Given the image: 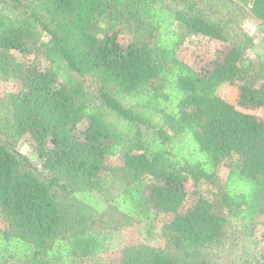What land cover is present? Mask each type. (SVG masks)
Here are the masks:
<instances>
[{
    "label": "trees",
    "instance_id": "16d2710c",
    "mask_svg": "<svg viewBox=\"0 0 264 264\" xmlns=\"http://www.w3.org/2000/svg\"><path fill=\"white\" fill-rule=\"evenodd\" d=\"M239 5L258 43L223 15ZM202 37L225 47L196 70L178 49ZM0 79L20 86L0 136V264H83L102 211L148 234L171 216L170 251L136 246L119 264H205L230 219L252 235L264 217V118L217 94L240 82L238 105L264 106V0H0ZM25 136L39 168L15 145ZM200 183L219 198L195 193L181 212Z\"/></svg>",
    "mask_w": 264,
    "mask_h": 264
},
{
    "label": "rangeland",
    "instance_id": "374dc122",
    "mask_svg": "<svg viewBox=\"0 0 264 264\" xmlns=\"http://www.w3.org/2000/svg\"><path fill=\"white\" fill-rule=\"evenodd\" d=\"M167 3L172 9L177 8V5L174 3ZM223 15L226 16V18L232 19L231 28L241 30L252 37L255 43L259 42L261 39L259 21L255 20L250 15L246 5H239L235 9L231 7L224 11ZM223 47H225V45L220 41L209 40L202 37L199 41L193 40V43L190 42L189 45L180 47L178 49V56L183 62L196 70H203L207 63H209ZM248 54L249 57H253L251 51H248ZM34 56L35 55H32L31 58ZM40 66L44 69L49 66V63L43 59L40 62ZM239 84L240 82L222 84L218 88L217 94L224 100L233 104L238 110L264 118V106L246 109L238 105ZM19 89L20 86L16 81L0 79V136L2 138L9 133L8 126H6V119L8 118L7 96L17 93ZM15 145L29 158L32 165L38 168L40 167V164H38L35 159L32 141L29 137L25 136L21 138L19 141L15 142ZM106 166L117 172L121 167V160L118 156H110L107 159ZM227 173V166H220L217 172L218 179L224 181ZM188 193V199L185 205L181 207V212H184L195 201V193L201 194L205 198L212 200L213 198L218 199L220 192L218 188L213 185L208 186L207 184L200 183L196 188L189 185ZM64 201L70 202L68 199H64ZM170 217L171 216L168 214H160L155 222V230L151 234H148L139 222L124 218L121 214L117 213V211H108L107 213L102 211L96 215L95 222L91 223L90 226L103 244L99 250L87 256L83 264H119L121 259H123L133 247L140 245H150L165 251H170L163 230V225L170 220ZM7 223L8 222L0 216V230H8ZM263 248V216L259 218L258 225L252 235L244 231L240 223L237 224L233 219H230V223L225 228L221 239L212 246L199 251L196 256L199 260H203L205 264H264L262 260ZM5 264L23 263L14 258L7 257Z\"/></svg>",
    "mask_w": 264,
    "mask_h": 264
}]
</instances>
